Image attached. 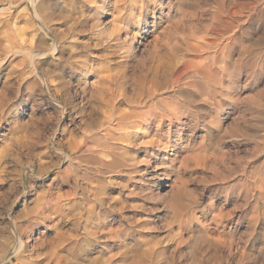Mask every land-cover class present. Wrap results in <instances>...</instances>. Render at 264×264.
Here are the masks:
<instances>
[{
    "label": "rangeland",
    "instance_id": "374dc122",
    "mask_svg": "<svg viewBox=\"0 0 264 264\" xmlns=\"http://www.w3.org/2000/svg\"><path fill=\"white\" fill-rule=\"evenodd\" d=\"M262 184L264 0H0V264H264Z\"/></svg>",
    "mask_w": 264,
    "mask_h": 264
},
{
    "label": "bare ground",
    "instance_id": "6f19581e",
    "mask_svg": "<svg viewBox=\"0 0 264 264\" xmlns=\"http://www.w3.org/2000/svg\"><path fill=\"white\" fill-rule=\"evenodd\" d=\"M29 2H30V0H28ZM36 1V0H35ZM84 1H89V0H84ZM34 2V1H33ZM73 3L74 2H72V5H73ZM31 4H33L32 2H31ZM30 6V5H29ZM32 6V5H31ZM72 7H74V5L72 6ZM31 8V7H30ZM34 8V10H33V12H34V14L35 15H37V11H36V9H35V7H33ZM35 17V16H34ZM66 18V17H65ZM68 25V24H67ZM125 30V29H124ZM51 52H53V51H51ZM33 55V54H32ZM215 57H216V55H215ZM219 57V56H218ZM221 57V56H220ZM217 58V57H216ZM219 59V58H218ZM215 60V59H214ZM218 61V60H217ZM220 61V60H219ZM206 62V61H205ZM210 62H208V64H209ZM213 63V62H212ZM211 63V64H212ZM220 63V62H219ZM221 64H224V63H222L221 62ZM158 65H160V64H158ZM210 65V64H209ZM216 65H217V63H216ZM154 67V66H153ZM169 67V66H168ZM214 67V66H213ZM209 68H210V66H209ZM211 68H212V65H211ZM215 68V67H214ZM213 68V69H214ZM151 69H154V68H151ZM157 69V68H156ZM155 69V70H156ZM172 69V68H171ZM202 69V68H201ZM155 70H154V72H155ZM158 70V69H157ZM212 70V69H211ZM222 70V69H221ZM220 70V71H221ZM206 71V70H205ZM223 71V70H222ZM197 73V72H196ZM199 73V72H198ZM152 74V73H151ZM221 74V73H220ZM219 74V75H220ZM182 75V74H181ZM143 76V75H142ZM146 76V75H145ZM144 76V77H145ZM203 77V76H202ZM201 77V78H202ZM213 77H214V75H213ZM217 78H218V76H216ZM142 78V77H141ZM204 78V77H203ZM217 78H215V79H217ZM145 79V78H144ZM143 79V80H144ZM159 79H160V77H159ZM205 79H207V78H204L203 80H205ZM211 79V78H210ZM161 80L162 79H160V80H158L157 78H152V80H151V82L153 83V85L154 86H159L160 85V83H161ZM141 81V80H140ZM147 81H150L149 79L147 80ZM211 81V80H210ZM219 81V80H218ZM197 82V81H196ZM195 82V83H196ZM214 82H215V80H214ZM217 82V81H216ZM165 83H167V80H162V83H161V86H163ZM200 83V82H199ZM204 83H206V82H204ZM208 80H207V85H208ZM212 83V82H211ZM210 83V84H211ZM185 84V83H184ZM192 84L193 83H191V87H193L192 86ZM197 84V83H196ZM215 84H217V86H218V83H215ZM144 85V84H143ZM149 85V84H148ZM150 85L151 86H153L151 83H150ZM168 85H169V83H168ZM181 85V84H180ZM187 85H188V83H187ZM204 85V84H203ZM212 85H214V84H211V87H212ZM220 85V84H219ZM150 86V87H151ZM154 86H153V89H154ZM189 86V85H188ZM196 86V85H195ZM201 86H202V84H201ZM205 86V85H204ZM204 86H203V88H204ZM216 86V85H215ZM181 87V86H180ZM190 87V88H191ZM206 87V86H205ZM219 87V86H218ZM147 88V87H146ZM146 88H145V90H146ZM149 88V87H148ZM147 88V89H148ZM161 88V87H160ZM194 88V87H193ZM192 88V89H193ZM196 88V87H195ZM194 88V89H195ZM199 88V87H198ZM206 88H208V86L206 87ZM214 88V87H213ZM213 88H211V89H213ZM152 89V88H151ZM156 89H158V88H156ZM163 90H164V88H162ZM178 89V88H177ZM194 89H193V91H194ZM201 89V88H200ZM214 89H216V88H214ZM213 89V90H214ZM110 90V89H109ZM144 90V93H146V91ZM149 91V93L152 91V90H150V89H148ZM161 90V89H160ZM159 90V91H160ZM180 90V89H179ZM198 90V89H197ZM202 90V89H201ZM204 90H205V88H204ZM208 90V89H207ZM208 91H210V90H208ZM215 91V90H214ZM142 92V91H141ZM154 92V91H153ZM181 92H183V91H181ZM184 92H185V89H184ZM187 92V91H186ZM189 92V91H188ZM195 92V91H194ZM114 93V92H113ZM144 93H143V96H144ZM149 93H147V94H149ZM155 93V92H154ZM177 93H178V91H177ZM176 93V94H177ZM200 93V92H199ZM199 93H195V94H199ZM209 93H211V92H209ZM151 94H152V92H151ZM151 94H149L148 96L150 97V96H152ZM180 94V93H179ZM178 94V95H179ZM186 94V93H185ZM190 94V93H189ZM194 94V95H195ZM206 94V93H205ZM204 94V95H205ZM140 95V94H139ZM201 95V94H200ZM209 95V94H208ZM213 94H211L210 96H212ZM182 96H184V95H182ZM202 96H203V94H202ZM207 96V95H206ZM145 97H147L146 96V94H145ZM205 97V96H204ZM203 97V98H204ZM139 98H141V96H138V100H139ZM207 98V97H206ZM211 98V97H210ZM149 99V98H148ZM150 99H151V97H150ZM129 100V99H128ZM154 100V99H153ZM104 102H106V103H104V106L105 107H107V111H104L103 113H108V115H107V117L105 118V120L107 119V123H111V122H114V121H117V123H116V125L118 126V129L120 128V130H127V128H126V125H123V121H125V120H130L131 118H133L134 116L131 114V115H127V113L126 114H124V113H119V109L117 108V107H115V105H113L112 103H111V101H104ZM163 102V101H162ZM162 102L160 101V103L162 104ZM166 105H167V102H166ZM166 110V109H165ZM164 110V111H165ZM120 112H122L121 110H120ZM105 115V114H104ZM138 115V114H137ZM163 115V114H162ZM139 116V115H138ZM137 117V116H136ZM164 117V116H163ZM166 118H168V116L166 117ZM112 124V123H111ZM117 128V127H116ZM126 128V129H125ZM117 129V130H118ZM120 130H118V131H120ZM263 185V184H262ZM264 186V185H263ZM260 188H261V186H260ZM259 188V189H260ZM264 189V188H263ZM263 189H260V190H262V191H264ZM257 191H259V190H257ZM256 191V192H257ZM263 193V192H262ZM258 195H259V193H258ZM262 195V194H261ZM264 195V194H263ZM262 195V197L264 198V196ZM260 196V195H259ZM261 197V196H260ZM261 199V198H260ZM52 217V216H51ZM48 218L49 217H47V216H44V215H42L41 214V216H37L35 219H33V223H36L37 225L39 224V223H44L45 221H47L48 220ZM50 220H51V218H50ZM27 241V240H26ZM37 245V244H36ZM57 247H59V245L58 246H56V248ZM21 248V249H20ZM23 249V245H21L20 247H19V249L16 251V252H14V253H12V255H10V256H8L7 258H6V260H5V263H6V261L8 262L9 260H11V258H15L16 259V262L14 263V264H61V256H59V254L57 253V252H52V253H50V254H48L47 256H46V258L45 257H43L40 253H38V252H36V254H33V253H27V256H22L21 255V252L23 251L22 250ZM56 250V249H55ZM58 251V250H57ZM35 252V251H34ZM5 254V253H4ZM4 263V264H5Z\"/></svg>",
    "mask_w": 264,
    "mask_h": 264
}]
</instances>
